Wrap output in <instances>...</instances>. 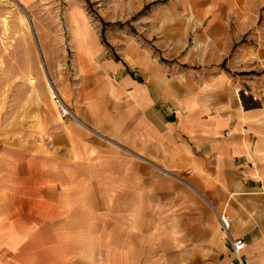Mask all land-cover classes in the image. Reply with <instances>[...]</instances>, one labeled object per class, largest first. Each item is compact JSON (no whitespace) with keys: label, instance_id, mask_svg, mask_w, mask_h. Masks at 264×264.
<instances>
[{"label":"crops","instance_id":"obj_1","mask_svg":"<svg viewBox=\"0 0 264 264\" xmlns=\"http://www.w3.org/2000/svg\"><path fill=\"white\" fill-rule=\"evenodd\" d=\"M183 4L203 42L180 61L195 69L74 32V79L58 93L70 115H39L30 142L5 148L0 264H228L222 216L248 264H264V73L214 66L244 37L232 23L264 39L260 16L241 13L264 0ZM245 49L264 57V41Z\"/></svg>","mask_w":264,"mask_h":264},{"label":"rangeland","instance_id":"obj_2","mask_svg":"<svg viewBox=\"0 0 264 264\" xmlns=\"http://www.w3.org/2000/svg\"><path fill=\"white\" fill-rule=\"evenodd\" d=\"M231 9L216 7L220 14H229ZM192 13L183 0H0V171L5 148L30 142L29 131L39 115L55 112L60 116V83L69 81V76L71 82L74 79L77 29H87L109 43L103 45L111 54L119 51L118 56H123L124 50L142 47L158 62L170 67L178 63L180 69L188 70L196 66L190 68L180 60L195 43L203 42L196 38V23L182 19ZM241 13L260 16L261 21L253 25L259 36L264 8L248 6ZM231 25L232 30L240 28L244 37L218 58L211 55V47H205L208 59H219L214 66L227 77L264 73V57L255 56L252 64L245 59V44L257 45L264 39L252 37L245 23ZM228 48V42L222 46ZM250 67L255 69L245 71ZM210 68L203 71L204 77L212 73Z\"/></svg>","mask_w":264,"mask_h":264},{"label":"built area","instance_id":"obj_3","mask_svg":"<svg viewBox=\"0 0 264 264\" xmlns=\"http://www.w3.org/2000/svg\"><path fill=\"white\" fill-rule=\"evenodd\" d=\"M58 102L62 116L66 117L70 115V110L68 109V107L60 99L58 100ZM221 221L223 224L224 231L227 235V239L235 253V260L229 262L228 264H248L247 259L244 258L241 254L242 250L245 248L247 244L246 241L243 238H232L229 232V228H230L229 220L224 216H222Z\"/></svg>","mask_w":264,"mask_h":264},{"label":"bare ground","instance_id":"obj_4","mask_svg":"<svg viewBox=\"0 0 264 264\" xmlns=\"http://www.w3.org/2000/svg\"><path fill=\"white\" fill-rule=\"evenodd\" d=\"M49 87H50V90H51V92H52L51 95H53L54 97H56L57 94H55V91L53 90L51 84H49Z\"/></svg>","mask_w":264,"mask_h":264}]
</instances>
